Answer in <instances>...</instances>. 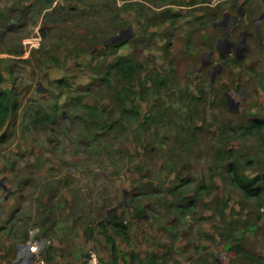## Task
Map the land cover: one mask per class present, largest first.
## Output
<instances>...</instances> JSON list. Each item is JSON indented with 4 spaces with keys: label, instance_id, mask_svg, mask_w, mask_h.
<instances>
[{
    "label": "rangeland",
    "instance_id": "rangeland-1",
    "mask_svg": "<svg viewBox=\"0 0 264 264\" xmlns=\"http://www.w3.org/2000/svg\"><path fill=\"white\" fill-rule=\"evenodd\" d=\"M238 7L252 36L212 83L202 54L219 62L212 25ZM263 13L264 0H0L14 102L0 127V260L35 240L30 264L90 251L110 264V237L127 255L150 248L131 264H264V187L247 197L232 181L264 176ZM126 59L123 76L113 65Z\"/></svg>",
    "mask_w": 264,
    "mask_h": 264
},
{
    "label": "flooded vegetation",
    "instance_id": "flooded-vegetation-1",
    "mask_svg": "<svg viewBox=\"0 0 264 264\" xmlns=\"http://www.w3.org/2000/svg\"><path fill=\"white\" fill-rule=\"evenodd\" d=\"M264 19V13L261 14L258 18L253 20L255 30L257 31L259 29L260 22ZM249 20L246 18V14L244 10L241 7H238L234 14L230 13H224L222 18L218 20L216 25L213 23L214 29L219 28L223 32V39L216 38L215 41V48L218 50L217 52V58L219 62L213 61V58L215 57V53L210 52H204L202 54L201 58V66L204 67L207 74L211 75V82L214 83L215 78L217 76H220L225 68V62L227 61V58L229 56L236 57L238 60L244 55V51L246 48V41L239 43L240 39L243 37L245 39L252 36V33L248 32L246 29L249 26ZM235 29H240L241 32L239 34V37L237 41H234L230 39V36L233 35V32ZM226 33H227V39H226ZM257 40L260 43L261 49L264 51L263 46V37L257 36ZM202 69H198V73H201ZM227 97V101L230 104V106H235V102L233 99L228 95V93H225ZM240 97H244V91L239 90Z\"/></svg>",
    "mask_w": 264,
    "mask_h": 264
},
{
    "label": "trees",
    "instance_id": "trees-1",
    "mask_svg": "<svg viewBox=\"0 0 264 264\" xmlns=\"http://www.w3.org/2000/svg\"><path fill=\"white\" fill-rule=\"evenodd\" d=\"M117 73L123 76H127L128 72L136 67L133 60L126 59L124 63L121 64V61L116 62L113 65ZM4 77L0 71V127H2L5 122L9 119L13 112L14 102L9 94V92L3 88ZM232 181L239 189L243 190L247 197H259L262 194L264 187V176L255 177L252 180H247L239 176L235 171L232 172ZM262 181V186L257 185L258 182ZM113 227L120 228L124 231L125 239H128L127 226L122 222H117L116 220L110 221ZM108 243L112 246V251L115 252V243L113 240L108 237ZM154 257L152 256V259ZM153 264H157L153 261Z\"/></svg>",
    "mask_w": 264,
    "mask_h": 264
},
{
    "label": "crops",
    "instance_id": "crops-1",
    "mask_svg": "<svg viewBox=\"0 0 264 264\" xmlns=\"http://www.w3.org/2000/svg\"><path fill=\"white\" fill-rule=\"evenodd\" d=\"M3 208L6 209V213H8L7 207L4 206ZM143 234L144 233H141V238L146 239L145 236H143ZM7 241L5 242L6 246L8 245ZM144 242L146 243V241H144ZM139 248H140V246H137L136 248L131 247V249H129V250H131V253H129L128 255L125 254L124 252H120L119 246H117V247L115 246V252H113L112 250L108 252V251L104 250L103 248L100 249L99 251H100L101 255L104 257L105 261L110 263V264H131V262H133V259L131 258L132 253L138 252V251H146L147 252L148 249H149L148 251H151L150 248L146 247V245L144 246V248L142 250ZM3 251H5V250H3ZM114 253H115V257H114ZM29 255H32V254L27 255L26 250H24L23 248H19L18 252H16L15 255H13V254L10 255V257H12V260H11L12 264H30L29 263L30 260H28V257H27ZM144 256H145V252H141L139 255L140 258H142ZM114 258H115V261L113 262ZM136 260L139 261L138 256H137ZM0 264H11V263L9 262V260L3 259V260H0Z\"/></svg>",
    "mask_w": 264,
    "mask_h": 264
},
{
    "label": "built area",
    "instance_id": "built-area-1",
    "mask_svg": "<svg viewBox=\"0 0 264 264\" xmlns=\"http://www.w3.org/2000/svg\"><path fill=\"white\" fill-rule=\"evenodd\" d=\"M67 1L68 0H54V3L65 4ZM27 245H28V247L26 248L27 252H29L33 256H36L37 258L41 254V251L43 250L44 247V243L42 241H35V240L29 241ZM44 263L45 262L43 259L39 258L36 260V264H44ZM82 264H106V263L101 259V257L98 255L97 252L90 251L84 258Z\"/></svg>",
    "mask_w": 264,
    "mask_h": 264
},
{
    "label": "water",
    "instance_id": "water-1",
    "mask_svg": "<svg viewBox=\"0 0 264 264\" xmlns=\"http://www.w3.org/2000/svg\"><path fill=\"white\" fill-rule=\"evenodd\" d=\"M130 30V28L128 30H122L118 35L108 39L107 41L104 42V44H102L101 46L99 47H103L104 45L106 46H109L113 43H116L117 41H124V40H128L129 38H131V36L128 34V31ZM245 41V38L240 41L239 43L241 42H244ZM244 56H242L240 59H243ZM3 186V183H2V180L0 181V188Z\"/></svg>",
    "mask_w": 264,
    "mask_h": 264
}]
</instances>
